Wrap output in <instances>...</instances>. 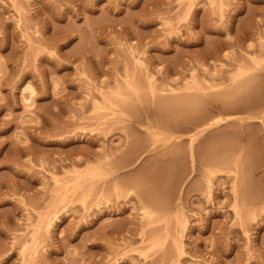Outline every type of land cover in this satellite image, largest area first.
Masks as SVG:
<instances>
[{"label":"rangeland","instance_id":"1","mask_svg":"<svg viewBox=\"0 0 264 264\" xmlns=\"http://www.w3.org/2000/svg\"><path fill=\"white\" fill-rule=\"evenodd\" d=\"M0 264H264V0H0Z\"/></svg>","mask_w":264,"mask_h":264},{"label":"bare ground","instance_id":"2","mask_svg":"<svg viewBox=\"0 0 264 264\" xmlns=\"http://www.w3.org/2000/svg\"><path fill=\"white\" fill-rule=\"evenodd\" d=\"M205 151H206V150H205ZM207 151H208L209 153L211 152V151H209V150H207ZM213 152H214V151H212V153H213ZM209 153H207L208 155H205V156H209ZM204 154H205V152L203 153V155H204ZM215 154H216V153H215ZM212 155L214 156V153H213V154L210 153L211 158L213 157ZM216 157H217V156H216ZM211 158H210V159H211ZM213 158H214V157H213ZM205 159H206V158H205ZM211 160H212V159H211ZM157 183H158V182H157ZM151 186H152V185H151ZM153 186H155V185H153ZM153 188H154V187H153ZM156 188H157V187H156ZM151 189H152V187H151ZM158 190H159V188H158ZM152 191H153V190H152ZM155 191H156V190H155ZM158 192H161V191L159 190ZM155 193H156V192H155ZM152 194L154 195L153 192H152ZM156 195H157V197H160V196H161V195L158 196V194H155L154 196H156ZM160 198H161V197H160Z\"/></svg>","mask_w":264,"mask_h":264}]
</instances>
